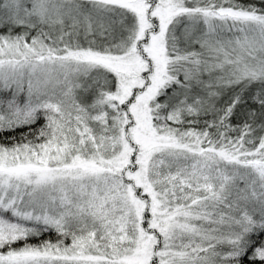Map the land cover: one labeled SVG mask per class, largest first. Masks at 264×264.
I'll use <instances>...</instances> for the list:
<instances>
[{"label":"snow or ice","instance_id":"snow-or-ice-1","mask_svg":"<svg viewBox=\"0 0 264 264\" xmlns=\"http://www.w3.org/2000/svg\"><path fill=\"white\" fill-rule=\"evenodd\" d=\"M0 264H264V0H0Z\"/></svg>","mask_w":264,"mask_h":264}]
</instances>
